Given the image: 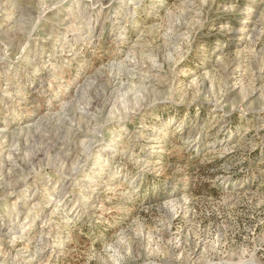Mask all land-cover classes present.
Here are the masks:
<instances>
[{"label":"rangeland","instance_id":"1","mask_svg":"<svg viewBox=\"0 0 264 264\" xmlns=\"http://www.w3.org/2000/svg\"><path fill=\"white\" fill-rule=\"evenodd\" d=\"M0 264H264V0H0Z\"/></svg>","mask_w":264,"mask_h":264},{"label":"bare ground","instance_id":"2","mask_svg":"<svg viewBox=\"0 0 264 264\" xmlns=\"http://www.w3.org/2000/svg\"><path fill=\"white\" fill-rule=\"evenodd\" d=\"M78 37V36H77Z\"/></svg>","mask_w":264,"mask_h":264}]
</instances>
